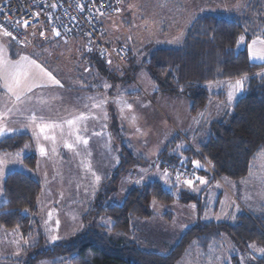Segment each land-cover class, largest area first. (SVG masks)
Masks as SVG:
<instances>
[{
  "label": "rangeland",
  "instance_id": "374dc122",
  "mask_svg": "<svg viewBox=\"0 0 264 264\" xmlns=\"http://www.w3.org/2000/svg\"><path fill=\"white\" fill-rule=\"evenodd\" d=\"M248 7H264V0H124L121 4V11L114 16L103 18L100 20V24H103L105 38L111 44L124 45L128 48L129 60L123 64L116 63V60L115 62L108 56L105 57V60L107 62L111 61L109 66L115 69L117 74L128 75V71L131 69V60L137 59V57L141 58L140 54L149 53L153 48L178 44L176 41L181 40L182 30L176 31L175 27L172 26L176 21L179 22L181 28H184L193 15L197 16L212 12L230 16L246 10ZM247 12L252 11L249 9ZM252 13L250 15L255 18L256 13ZM246 18H248V15H246ZM38 37H41L40 39H50V41H36ZM257 38L264 39V33L254 36L249 42L246 40L240 41L239 47L249 46ZM11 39L13 40L12 37ZM30 41L32 42L28 44L27 42ZM69 41L74 42L75 45L73 46L72 42L69 43ZM62 42L67 44H62ZM18 44L24 47L16 50L25 49L24 55L22 54L18 58L28 56L36 60L37 64L45 67L52 72L56 79L60 80L62 87L71 85L75 81L79 82L77 75L85 72L82 70L84 66L81 65V57L79 59L76 56L78 52L81 55L88 54L87 41L83 36L65 38L56 36L53 32L41 35L40 32L34 31L26 42ZM14 47L19 46L14 45ZM255 47H260V45L257 44ZM75 50H78V52H75ZM130 52L132 59L130 58ZM250 59L252 60L251 56ZM67 69L75 71L74 75L69 76L66 73ZM137 72L133 74V77L128 76L131 84L123 83L124 81H120L119 84H110L107 80L102 81L99 77L97 82L94 81V86L99 84L108 85L104 88L108 105L106 104L104 107L105 110L110 112L111 120L108 122L105 115L102 120L90 124V132H79L81 136L88 139V145L78 143L80 147L77 148L74 144L76 139H73V141L72 139H60L63 133L66 134V130L70 131L69 134L73 133V136H75L76 129L81 125L78 122L73 127L67 124L68 120L74 119L72 116L70 119L66 118L67 104L61 107L64 113L49 116L50 109L43 110L42 119L40 118V121L31 127H23L28 123L10 125L19 129L16 133H30L33 137L32 143L27 144L28 148H24L21 152L11 154L14 156L0 154V161L5 160L4 163L9 164L7 168L0 163V168H3L6 172L26 170L23 155L28 154L34 148L39 154L37 173L42 185L38 200V217L40 218L33 219L34 230L30 232L31 234L24 235L21 229L12 228L9 231L13 234H7L4 239H0V243L6 247V250L10 249L12 255L25 256L23 264L32 261V258L38 256L41 251L48 249L50 246L64 243L62 241L70 242L71 239L82 233L85 223L80 219L81 215L87 213L88 209L92 207L91 205H93L103 182L112 179L121 172L116 173L117 166L120 163L119 151L121 146L125 145L124 139L126 137L137 139L135 144L137 147L131 148L135 151L136 156L140 154L143 148L152 147V144L157 143L158 139L165 142V146L172 142L184 145V139L187 143H192L198 148L200 141L195 130L202 122L203 127L208 128V125L214 119L213 115H205L202 114L203 112H200L199 115L191 114L190 98L188 99L184 94L171 95L157 90V92H152L151 87H155V85L150 75H148V70L144 68L141 74ZM87 76L90 77L91 75L85 72L84 79L87 80ZM27 82L45 84L47 87L53 86L50 87L51 89L61 87L55 86L35 67L31 68ZM121 83L128 85L121 89ZM234 84L235 82L227 84L230 91V86ZM47 91L43 90L40 94L43 97V102H46L49 97ZM122 92H125V96H129L125 99L127 102L129 99L134 100L132 103H136V109L128 110L123 104L112 99L114 96L117 97V95L122 94ZM240 95L238 93L236 99ZM214 101L211 100L210 102L209 112L211 114L220 109V103ZM59 103H62V101H59ZM43 105L46 104L43 103ZM122 113L123 115H121ZM114 116H118V120ZM119 116L122 118H119ZM133 116L136 117L134 124L132 123ZM41 123L56 126L41 134L37 127ZM95 132H99L101 135H94ZM45 135L55 136L56 140H45ZM120 136L122 139H120ZM2 139L0 138V140ZM67 143H72L73 148H67ZM40 147L46 149V155L41 154ZM114 149L119 152L117 156L114 155ZM131 152L133 151L131 150ZM17 153H21V156L17 157ZM141 156L142 161L137 166L131 170H122V178L118 185L119 190L110 197L109 204L122 203L127 192L133 186L139 184L136 181L141 180V178L142 182L160 180L167 188L174 187L169 179L170 174L167 177L163 175L165 170L160 168L157 161L159 156L156 151L154 156L150 155L151 157H149L148 153ZM2 157L3 160H1ZM207 169L208 172H203L197 176L206 179L207 184H201L199 180L192 179L195 183L190 188L184 183V179L180 178L178 181L182 189H186L191 193L194 199L193 202L176 200L167 205L153 202L152 216L136 222L137 234L135 233L133 236L117 235L116 237L122 238L125 242H135L141 248L145 247L162 255H168L190 227L198 226L200 228L206 223L217 225L223 222H232L236 224L239 221V214L242 212L251 215L258 226L263 229L264 152L256 157L249 174L240 180L225 176L213 179L210 167L208 166ZM95 175L101 177L98 184L95 182ZM95 219V222L92 221L94 222L93 225L98 222L97 218ZM57 221H59V225H57ZM103 222L104 224L99 221L106 228L112 229L111 220L103 218ZM210 231L215 232V235L212 240H208L204 245L200 236L205 231L197 230L198 237L193 238L192 242L185 247L176 264H235V259L241 264H250L244 260L243 248H250L255 258H264V255L259 251L250 246H243L245 244L255 245L256 249H264L263 242L258 241L259 243L252 244L251 240L245 239V244L242 241L237 243L228 237L225 228H212ZM43 232L46 234V239L41 238ZM51 235H59L60 239L52 242ZM10 244H12L11 247ZM22 245H26V247H24L23 252H20ZM14 248H16V251ZM0 253L2 254L1 251ZM234 256L235 259L233 260ZM69 259L65 256L43 258L39 259L36 264H70Z\"/></svg>",
  "mask_w": 264,
  "mask_h": 264
},
{
  "label": "trees",
  "instance_id": "16d2710c",
  "mask_svg": "<svg viewBox=\"0 0 264 264\" xmlns=\"http://www.w3.org/2000/svg\"><path fill=\"white\" fill-rule=\"evenodd\" d=\"M249 9L256 13L255 18L250 15L252 12L246 13ZM120 11L121 6L118 12L110 16ZM186 26L182 46L174 44L153 48L149 53L140 54L141 58L137 59H132L130 52L133 61L131 60L128 75L117 74L104 56L87 48V56L96 66L92 81L97 82L98 77L102 76L129 83L128 76L133 77L140 68H146L155 90L171 95L184 94L190 98L191 114L199 115L203 112L205 115H213L214 119L208 128L203 127L202 122L195 130L200 141L198 148L182 138L184 145L172 142L159 155L157 161L160 168L168 171L174 187L169 189L160 180L141 182L127 192L122 203L109 204L110 197L119 190L123 171L131 170L142 161L122 145L116 173L121 172L103 182L92 207L83 216L85 228L82 233L70 242L62 241L64 243L54 244L41 251L27 264H36L43 258L62 256L69 257L70 264H176L185 247L193 238L198 237L197 230L205 231L200 237L206 245L215 235V232L210 231L212 228H225L228 237L237 243L242 241L245 244V239L251 240L252 244L258 241L264 243V228H260L254 218L244 212L239 214L236 224L206 223L200 228L190 227L168 255L141 248L135 242H125L116 237L137 234L136 222L152 216L153 202L166 205L176 200L193 202L191 193L179 186L177 175L184 180H196L194 177L208 172L209 166L213 179L225 176L240 180L249 174L256 157L264 152V62L250 59L248 45L239 47L241 36L249 42L254 36L264 33V7H248L230 16L212 12L195 17L193 15ZM102 29L104 33V27ZM175 30L183 28L179 25ZM241 79L244 80V90L236 102L233 100L229 104L230 89L227 84ZM211 82L220 85L224 83V87L219 85L212 91L208 86ZM211 100L220 103V109L213 114L209 112ZM29 143H32L29 134L8 136L0 140V151H21ZM24 161L30 172L15 170L4 180L5 202L0 206V225L7 229L19 228L24 235H28L34 230L33 219L38 218V198L42 185L35 174L37 154H27ZM193 161H199L201 166L196 167ZM94 216L98 221L95 225ZM92 218L94 219L91 220ZM103 218L112 221L111 230L102 225ZM262 222L264 223V218ZM41 238L46 239L44 232ZM243 250L246 263L264 264V258H255L250 248ZM234 263L241 264L237 259Z\"/></svg>",
  "mask_w": 264,
  "mask_h": 264
},
{
  "label": "crops",
  "instance_id": "0c3cea01",
  "mask_svg": "<svg viewBox=\"0 0 264 264\" xmlns=\"http://www.w3.org/2000/svg\"><path fill=\"white\" fill-rule=\"evenodd\" d=\"M172 26L173 27H179V22L176 21L175 23L172 24ZM186 27H184L183 30H182V37H180L181 40L176 41V42H178V45L182 46L184 44L185 33H186L185 28ZM40 38L41 37H38V39L36 41H39V42L50 41V39H40ZM49 38H51V37H49ZM31 42L32 41L27 42V43L30 44ZM71 42L72 41H69V43H71ZM63 43H66V42H62V44ZM72 44H73V46L75 45L74 42H72ZM14 45L15 46H19V47H14ZM21 47H24V46L16 44L11 39L10 36H8L2 29H0V48L4 49V54H5V56L7 58H9L11 60H18L19 59L18 57L21 56L22 54L24 55V53H25L24 52L25 51L24 48H22L21 50L20 49L16 50V49L21 48ZM76 51L78 52V50H75V52ZM76 56H77V58L81 57V59L80 58L79 59L82 62L81 65L84 66L82 70L85 71L86 74L91 75L90 76L91 78L87 76L88 79L87 80L84 79L85 78V72H82L81 74L77 75V79H78L79 82L75 81L73 84L71 83V85H67V86H63V87H55L57 89H51L50 88V87H53V86L44 87V89L43 88H33V92L28 94V96H30L31 99L28 100L27 98H25V101L23 103L17 105L18 107H21V108H24L25 105L31 107L32 110L37 115L36 123L38 121H40L39 119L41 117H43V110L50 109L49 116H51L53 114H56V113H64V112H62V108L61 107H62V105H66V104H67L66 113H65L66 118L70 119V117L72 116V118H74L72 120H77L78 123H81L80 127L78 128V129H80V132H85V133L90 132V124L91 123H96V122H98V120H102L105 115L107 116L108 122L111 120V117H110L111 115L109 114L110 112L105 110V107H104L106 104L103 105L101 108L94 107V105L96 103H98L100 100H102V99L103 100H107L108 99L106 94H105V90H104L105 86L104 85H100V84L96 85V86L93 85L94 81H92L93 80L92 76H93V72H95V70H96V68H95L96 66L94 64V61L90 60V58L85 53L83 55H81V53L78 52V53H76ZM255 62H260V61L256 60ZM86 69H87V71H86ZM143 70H144V68H140L137 73L141 74V72ZM89 72H91L92 74H90ZM66 73L69 76H73L75 71H73V70L71 71V70L67 69ZM100 79L102 81L103 80H107V82L110 83V84L111 83L112 84H119L120 83V81L118 82L116 80L115 81L114 80H110L109 78L102 77V76H101ZM84 80H86V81H84ZM128 84H131V83L129 82ZM128 84L121 83V85H120L121 89L123 87H126V85H128ZM219 85L220 84H218L217 82H211L210 85H208V86H209V89L213 91V89L218 88ZM222 86L224 87V83H221L220 87H222ZM151 89H152V92L156 91L155 87H151ZM43 90H48L47 94L49 95V97L47 98L46 102H43V97L40 95ZM120 92H121V90H120ZM242 92H239V94H242ZM127 97H129V96L128 95L125 96V92H122V94L117 95V97L114 96L112 99L115 100L118 103V101H120L121 98H123V100L126 101L125 99ZM59 101H62V103H59ZM132 102H134V100H130L129 99L128 103L134 104L133 107H132V109L134 110V109L137 108V106H136V103H132ZM43 103L46 104V105H43ZM209 107H210V105H209ZM121 115H123V113ZM29 116H30L29 112H23V114H17L16 116H13L11 118V120L13 122L10 123V125L18 124V123L19 124L29 123L30 122L29 119H28ZM80 116L87 117V119L80 120V119H78V117H80ZM117 117L118 116H114V118H116V120H118ZM119 118H122V117L119 116ZM69 133H70V131L66 130V134L63 133V135H62V137H60V139H72V141H73V139H75V136H73V133H71V134H69ZM16 134H20V133H16L15 132V134H12V135H16ZM23 134H29L32 137V135L30 133H23ZM12 135H9V136H12ZM144 137H146V136H144ZM120 139H122L121 136H120ZM124 141H125V146L128 149H130V151L132 150L133 151L132 153H134V155H135L136 154L135 151L133 149H131V148H133L135 146V144L137 142V139H133V137H130V138L126 137L124 139ZM156 142L157 143L152 144V147L150 146V148L149 147L148 148H143L140 151V154L137 155V156L135 155V156L140 158V159H142L141 155H143L144 153H148V156L151 157V156H154V152L155 151L158 153V156H159L162 153L163 149L165 148V142H162V140H160V139H158ZM74 144H75V146L77 148L80 147L77 142H75ZM135 147H137V146H135ZM22 150H24V149H22ZM21 151H16V152H21ZM16 152H8V151L7 152H2V151H0V154L14 156V155H11V154H14ZM32 152H35L37 154V156L39 155L36 152V149H34V148L28 154H30ZM118 153L119 152L114 149V155L117 156ZM149 153H150L151 156L149 155ZM26 155L27 154L23 155L24 164H25L24 157ZM38 158H39V156H38ZM3 159L4 158L2 157L1 160H3ZM9 159L11 160V158H9ZM4 161H2V164L8 168L9 164L8 163H4ZM37 165H38V163H37ZM25 166H26V170L24 169V170H21V171L27 172V169L29 171V168L27 167L26 164H25ZM13 171H15V170H13ZM3 173H4L3 177H0V186H2V188H3L4 180H5L6 176L10 173V171L6 172V170H3ZM35 174L38 176L37 168L35 170ZM38 178H39V176H38ZM39 197H40V195H39ZM0 198H1V201H2V204H3L5 202V197H4V193L3 192L0 193ZM38 200H39V198H38ZM38 212H39V209H38ZM85 214L86 213L82 214L80 219L83 220V216ZM38 218H40V217H38ZM5 229L6 228H4V227H2L0 225V239L1 238L4 239L7 234L12 233L11 231H9V229L8 230H5ZM11 246H12V244H10V247ZM24 247H26V245H24V246L22 245L21 246V251L20 252L24 251ZM5 248L6 247H4V245L2 243H0V251L2 252V254L0 253L1 254L0 264H23L24 263L23 261H24V257L25 256H23V255L22 256H16L15 254L12 255L11 254V250L10 249L6 250ZM14 249L16 251V248H14ZM6 254H8V255L11 254V255L8 256Z\"/></svg>",
  "mask_w": 264,
  "mask_h": 264
},
{
  "label": "built area",
  "instance_id": "2783aa9c",
  "mask_svg": "<svg viewBox=\"0 0 264 264\" xmlns=\"http://www.w3.org/2000/svg\"><path fill=\"white\" fill-rule=\"evenodd\" d=\"M122 0H0V28L24 43L34 31H59L61 37L83 36L88 50L111 57L116 63L129 60L124 45L105 38L100 20L119 11ZM27 21V27L24 22Z\"/></svg>",
  "mask_w": 264,
  "mask_h": 264
},
{
  "label": "snow or ice",
  "instance_id": "6c2138e0",
  "mask_svg": "<svg viewBox=\"0 0 264 264\" xmlns=\"http://www.w3.org/2000/svg\"><path fill=\"white\" fill-rule=\"evenodd\" d=\"M25 27H27V21L24 22ZM8 36H12L11 32L6 33ZM43 35V33H41ZM56 36H60L61 33L59 31H55ZM240 41H244V37H240ZM259 44L260 47H255V45ZM91 51V49H89ZM249 54L253 61L259 60L261 62H264V39L257 38L251 42V44L248 46ZM110 64L111 61H108ZM32 67H35L36 69H39V72L44 76L47 77L48 80L52 81L54 85L61 86L60 80L56 79V77L52 74V72L48 71L45 67H43L40 64H37L36 60L31 59L28 56H22L18 60H11L7 58L4 54V49L0 48V138H5L9 136L10 134H13L17 131H19L18 128L10 126V123L13 121L11 118L13 116H16L17 114H23V112H29L30 116L28 117L29 123L23 125V127H31L33 124L37 121V115L32 110L31 107L25 105L24 108L18 107L17 105L23 103L25 101V98L28 100L31 99L30 96H28L29 93L33 92V88H44L47 87L45 84H33L28 83L27 78L30 74V70ZM87 71V69H86ZM105 87H108V85H104ZM231 91L228 93V102L229 104L236 99V96L239 92H242L244 90V80H237L234 85L230 86ZM118 103L123 104L124 107H126L128 110H131L133 105L131 103H128L127 101H124L123 98H121ZM107 104V100H100L98 103L94 105L96 108H101L103 105ZM123 111V109H121ZM42 119V117H41ZM80 120H85L87 117L80 116L78 117ZM136 120V117H132V123L134 124ZM77 123V120H68L67 124L70 127L75 126ZM56 125L48 124V123H41L38 124L37 127L39 128V132L45 133L46 130L49 128L55 127ZM106 126V125H105ZM86 130V129H85ZM139 130V129H137ZM80 129H76L75 139L77 143H81L83 145H88L89 141L88 139H85L83 136L79 134ZM94 135H101L99 132L93 133ZM45 140H56L55 136H44ZM72 143H67L66 147L69 149L73 148ZM25 148H28V145L24 146ZM55 151V149H53ZM41 154L46 155V149L44 147H40ZM21 153H17V157H20ZM2 163V161H0ZM193 163L196 165V167H200L199 161H193ZM156 166V165H154ZM3 168H0V177H3ZM163 175L167 177L169 175L168 171L165 170ZM179 175H177V180H179ZM101 180V177L99 175H95V182L98 184ZM196 180H199L201 184H207V180L201 177H196ZM137 183L142 182L141 180H137ZM184 183L188 187H193L195 181L192 179H187L184 181ZM3 192L2 186H0V193ZM195 207V206H193ZM219 219V217H217ZM57 225H59V221H57ZM50 239L52 242H55L60 239L59 235H51ZM254 250L259 251L262 255H264V249H256L255 245H250ZM250 259H254V257H250Z\"/></svg>",
  "mask_w": 264,
  "mask_h": 264
}]
</instances>
